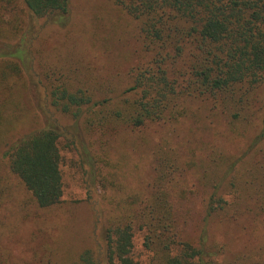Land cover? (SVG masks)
<instances>
[{"label":"trees","instance_id":"trees-1","mask_svg":"<svg viewBox=\"0 0 264 264\" xmlns=\"http://www.w3.org/2000/svg\"><path fill=\"white\" fill-rule=\"evenodd\" d=\"M113 3L134 24L128 38L134 44L124 61L119 60L123 65L94 66L81 73L65 57L60 65L36 59L38 66L28 77L42 90L49 118L42 128L0 145L5 167L37 207L55 206L62 196L59 139L66 137L72 144L75 135L83 138L91 169L88 197L100 194L108 216L92 246L70 264H139L133 258L136 232L142 235L146 264H264L263 241L258 253L231 257L204 227L215 220L238 225L246 215L264 226V0ZM70 7L71 0H0V43H19L0 53L1 135L12 125L8 108L22 105L25 66L34 58L32 27L36 21L42 28L63 26ZM39 43L40 55L45 41ZM196 102L222 117L233 134L244 135L257 121L258 146L246 153L227 152L196 131L182 140L174 130L176 136L155 141L148 196L117 193L111 139L152 124L173 130L195 115L190 106ZM51 112L68 124L57 123ZM194 196L201 198L204 225L192 239L180 203Z\"/></svg>","mask_w":264,"mask_h":264},{"label":"rangeland","instance_id":"rangeland-1","mask_svg":"<svg viewBox=\"0 0 264 264\" xmlns=\"http://www.w3.org/2000/svg\"><path fill=\"white\" fill-rule=\"evenodd\" d=\"M70 9L63 26L42 28V22L36 21L32 27L31 51L34 58L32 64L30 61V65L25 66L28 83L26 80L22 105L16 109L8 108L6 115L13 114L14 117L11 128L4 129L3 135L0 132V145L7 141L12 143L22 135L42 128L49 118L44 112L42 90L28 77L32 68L35 70L38 66L36 59L60 65L65 57L68 63L78 66L81 73H87L91 67L95 69L94 66L123 65L119 60L124 61L130 53L134 41L128 38L134 24L114 5L113 0H71ZM40 39L45 43L39 55L36 47ZM16 47L19 43L6 45L1 42L0 53L6 54ZM62 65L66 67V63ZM94 69L91 70L93 78L97 76ZM260 93L264 96V89ZM190 107L195 110V115L179 121L173 130L152 124L133 132L122 131L111 139L109 155L119 167L115 171L119 182L117 193L121 196L136 194L140 198L148 196L154 175L152 151L155 141L175 135L174 130L176 138L182 140L190 130L196 131L199 138L227 152L246 153L247 149L253 151L258 146L255 140L259 131L257 121L244 135H237L228 131L222 117L208 112L205 103L196 102ZM50 114L57 123L68 124L62 119L57 121L54 114ZM67 137L72 140L69 134ZM74 137L72 142L75 144L66 137L59 139L62 196L57 205L49 208L37 207L30 193L7 170L2 154L5 150L0 147V264H70L85 248L92 246L94 235L98 236L104 227L108 208L100 194L88 197L92 193L89 190L91 169L88 150L82 137ZM251 155L252 152L246 161L252 159ZM180 204L188 217L186 234L193 239L204 225L201 198L190 197ZM245 217L238 225L215 220L204 226L214 241L225 245L231 257L233 254L258 253L264 242L262 222ZM141 243V232H136L133 258L139 264H146L147 253Z\"/></svg>","mask_w":264,"mask_h":264}]
</instances>
